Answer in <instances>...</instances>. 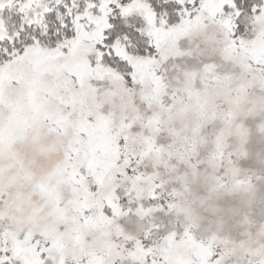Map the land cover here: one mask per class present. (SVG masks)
Instances as JSON below:
<instances>
[{"label": "snow or ice", "instance_id": "6c2138e0", "mask_svg": "<svg viewBox=\"0 0 264 264\" xmlns=\"http://www.w3.org/2000/svg\"><path fill=\"white\" fill-rule=\"evenodd\" d=\"M0 264H264V0H0Z\"/></svg>", "mask_w": 264, "mask_h": 264}]
</instances>
